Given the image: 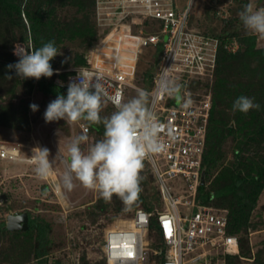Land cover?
I'll return each mask as SVG.
<instances>
[{"label":"rangeland","instance_id":"374dc122","mask_svg":"<svg viewBox=\"0 0 264 264\" xmlns=\"http://www.w3.org/2000/svg\"><path fill=\"white\" fill-rule=\"evenodd\" d=\"M23 2L24 0H21V8ZM174 2L178 7H183L189 2L188 25L193 29L211 35L219 34L226 29L227 32L234 34V41L237 36L253 37L252 42L251 39H246L250 44L242 54L223 59L217 67L215 66L217 69L214 70L211 82L213 86L211 103L215 111L211 130L214 132L216 127L223 125L224 132L226 126L233 128V132L225 134L222 138L216 160L210 167L204 183L205 188H216L229 182L231 172L236 171L239 175H253L261 185L257 190L254 184L251 187L249 185L244 187L251 198L247 203L248 210L243 223L247 235L245 237L244 233H236L242 247L239 249L238 257L231 258L228 264H264V127L256 131L264 121V36L246 30L239 17L245 4L253 3L257 8L264 7V0H214V2L174 0ZM81 4L80 9L75 3H64L55 11L56 18L62 23L60 27L76 23V27L86 31L84 34L81 31L79 34L73 32L70 37L68 30L58 33L60 40L55 42V46L60 54L50 61L56 74L77 67L72 63L74 53L83 55L88 48L89 39L93 38L91 34L93 29L98 33L99 27L89 0H83ZM1 42L3 36H0ZM17 42L15 41L10 48L14 58L11 64L19 60V57L13 54L14 44ZM226 44H230V41L224 45ZM159 48H155V56L158 55ZM238 48L239 44H236L230 46L227 51L235 52ZM150 63V51L142 50L136 62L133 81L143 88L147 87L144 84L146 81L141 80L145 69L148 67L152 69L155 65V62L152 65ZM8 76L12 79L9 80ZM29 81L30 78L21 79L17 76L15 69L5 72L4 78L0 77V91L7 86L11 88V94L4 92L0 103L14 106V108L8 106L7 112L0 115V140L20 144L23 156L28 157L18 162L0 160V194L4 193L6 196L5 201H0V221L6 212L26 211L46 228L45 240L40 246L37 243L36 231L33 229L27 232L0 231V264H75L76 258L81 264H102L103 261L98 258L97 244L101 229L114 218L126 216L131 209L124 206L116 210V205L119 207L122 204L119 197L114 195L111 201L105 202L98 191L85 188L76 179H73L74 186L71 190L65 189L62 178L68 171L67 145L70 140L78 135H86L87 143L81 144L82 150L86 151L89 144L103 138L104 132H96L89 127L87 132H82L78 124L82 122L88 126V121L84 120L71 124H67L63 119L46 123L44 120L46 107L57 97L40 94L34 86H28ZM55 81L62 82L59 78H55ZM174 81L179 83L177 79ZM188 86L192 84L189 83ZM126 92V100L136 95V91L131 89ZM241 95L253 98L254 102L260 105L259 110L252 109L246 114L234 112L233 102ZM33 103L38 105L35 112L29 107ZM112 112L104 102L101 117L109 116ZM245 131L252 133L243 136ZM36 147L49 149L50 161L58 154L51 175L45 179L38 178L34 171L32 150ZM144 169H147L145 165ZM208 205L226 209L227 215L234 207L230 195L220 200L216 198L210 200ZM147 241L150 249L158 245L152 233L148 234ZM42 249L45 250L43 254L39 256L34 254V251ZM86 256L89 257L86 259Z\"/></svg>","mask_w":264,"mask_h":264},{"label":"built area","instance_id":"2783aa9c","mask_svg":"<svg viewBox=\"0 0 264 264\" xmlns=\"http://www.w3.org/2000/svg\"><path fill=\"white\" fill-rule=\"evenodd\" d=\"M93 13L97 36L84 51V63L70 69L63 86L67 88L84 69L94 80L99 78L105 101L115 107L113 101L123 100L128 89L143 88L134 83L141 51L159 46L150 86L143 89L151 94L161 140L167 145L145 160L156 179L161 208L137 207L111 220L100 231L98 258L102 264H225V255H238L239 249L237 236L227 231L226 210L195 198L220 40L189 27V2L178 7L174 0H93ZM175 79L182 85L181 93L168 96L164 87ZM78 126L87 131L84 123ZM22 153L20 144L0 140V160L28 158ZM151 216L158 244L152 249L147 241Z\"/></svg>","mask_w":264,"mask_h":264},{"label":"clouds","instance_id":"9594fccd","mask_svg":"<svg viewBox=\"0 0 264 264\" xmlns=\"http://www.w3.org/2000/svg\"><path fill=\"white\" fill-rule=\"evenodd\" d=\"M239 17L246 30L264 36V7L257 8L253 3H247ZM13 54L19 60L15 64H9L8 69H15L16 75L21 79L39 80L41 77L53 76L50 61L60 52L55 42L49 41L39 48L16 45ZM7 78L12 79L11 76ZM181 89L179 83L170 80L164 87V93L179 96ZM135 91L136 95L126 101H113L115 111L109 116L101 117L107 94L98 77L94 80L86 70L81 69L76 78L69 82L66 96L59 94L47 105L44 112L46 123L63 119L71 124L84 120L104 127L103 138L89 144L86 151L81 148V144L88 141L86 135L75 136L68 143V171L62 178L65 189L71 190L74 186L73 179H76L85 188L98 191L105 202L111 201L115 195L126 206H130L138 199L144 161L150 155L166 150L167 145L161 140L162 127L150 104L151 94L143 88ZM29 107L33 112L38 110L35 103ZM259 108L260 105L253 98L244 95L233 102L234 112L246 114ZM32 152L36 176L40 179L47 178L53 171V163L58 154L50 161V150L46 147H36Z\"/></svg>","mask_w":264,"mask_h":264},{"label":"trees","instance_id":"16d2710c","mask_svg":"<svg viewBox=\"0 0 264 264\" xmlns=\"http://www.w3.org/2000/svg\"><path fill=\"white\" fill-rule=\"evenodd\" d=\"M88 1V0H87ZM75 3L77 5L82 6L81 3H83V0H24L23 7L21 8V0H0V36H3V42L0 43V77L4 78V73L9 71L8 65L12 63V53L10 48L12 47L13 43L15 41H18L20 43H23L25 47L28 48H39L44 43H47L49 41H58L60 40V37L58 36V33L65 32V30L69 31V37L73 34V32L81 31L82 34H84L86 31L80 30L78 27H76V23L69 25H66L64 28L60 27L62 23L58 21L56 18V9L59 6H63L64 3ZM90 8H93V0H89ZM44 8V9H43ZM82 7H80L81 9ZM43 10V11H41ZM64 24V23H63ZM67 24V23H66ZM93 26V25H92ZM93 38L91 40L89 39V44L92 43V41L95 40L97 36V32L95 29H93L92 33ZM67 35V36H68ZM211 35V34H210ZM213 36L217 37L220 40V46L217 50L216 55V67L220 64V62L224 59H228L229 57H237L238 54H242V51H245L246 46L250 44L248 42L247 37H238L235 40L239 44V48L236 49L235 52L227 51L224 47L225 42L227 41H234V34L231 32H227L226 29H223V31L219 34H212ZM252 38L250 37L252 42ZM5 41V42H4ZM159 47V46H158ZM149 46L145 49H148L150 51V59L152 65L153 62H155L154 68L148 67L145 69L143 76L141 77L142 81H146L144 84L147 85V87L150 86V80L153 75V72L156 67V61L157 56H155V48ZM144 50V49H143ZM74 64L77 66L84 63V57L82 53H74L72 58ZM51 66H54L50 62ZM65 65V64H62ZM215 67V70L217 69ZM70 70H67L66 72H62L59 74L54 73L52 77L46 78L41 77L39 80H36L34 78H30L29 87L34 86V89H36L40 94L48 97H57L59 94H64L66 96L67 94V88L63 86V80L66 79V76L69 74ZM214 75V74H213ZM55 78H59L62 80V82L55 81ZM33 79V82H32ZM8 82V80H7ZM193 84V83H192ZM207 81H202L201 85L207 86ZM146 87V88H147ZM210 91L211 96L213 92V86L210 85ZM7 92L9 95L11 94V88L7 86L3 90L0 91V102L3 98V93ZM10 97V96H9ZM127 98V93L125 94L124 101ZM106 106L109 107L112 111H115V107L110 105L107 101H104ZM9 107L14 108V106L9 105ZM8 106H5L4 104L0 103V115L7 112ZM214 107L211 103L210 108V115H208L207 124H206V132H205V141H204V148L202 152L201 157V167L204 166V177L205 179L208 177L207 174L209 172L210 167L214 165V162L217 157V151L220 145V142L222 141V138L225 134H229L233 132V128L226 126L225 132L222 128L223 125H219L220 127H216V131L211 130L212 124V117L214 115ZM264 121L257 127L256 131L263 129L264 127ZM88 127L94 131L98 132H104V127L102 124L96 125V124H90L88 122ZM252 133L246 132L243 133V136L246 134ZM238 148V146H237ZM239 151V149H237ZM237 152V151H236ZM144 165L147 167V169L142 170L141 172V182H140V193L138 196V199L130 205V212L137 208L141 207L142 209L146 211H154L155 209H160L161 199L159 196V190L158 186L156 184V179H154V176L151 172V169L149 165L144 161ZM231 180L229 182H225L222 185L213 188L208 189L205 188V183L198 184L196 188V201L200 203H208L210 200L213 199H219L223 198L227 195H230L233 200L234 207L230 209L229 214H226L227 218V231L229 233L235 234L240 232L246 237V226L244 223V219L246 218V212L248 210V204L251 200L249 195L246 193L247 191L244 190L245 186H256V190L261 186L258 184L257 180L253 175H239L236 171H232L231 174ZM124 206H126L123 202L121 205H116L117 209H122ZM129 212V213H130ZM128 213V214H129ZM155 225V217L151 216L149 221V233L151 234ZM30 229H33L36 231V239L37 243L42 246L43 241L45 240V230L43 224L40 223V221L35 217H30L28 215L27 220V228L24 231H17V232H27ZM153 235V233H152ZM154 236V235H153ZM237 236V235H236ZM155 240L157 241L156 236H154ZM238 238V236H237ZM246 240V238H245ZM242 241V239H241ZM239 243V249H241V242L240 239H238ZM156 245V244H155ZM246 247L249 249L248 245L246 244ZM246 248V249H247ZM239 249H238V255H239ZM247 249V250H248ZM43 251H34V254L39 256L40 254H43ZM236 254H226L225 255V264H228L231 258L238 257Z\"/></svg>","mask_w":264,"mask_h":264},{"label":"water","instance_id":"95a60500","mask_svg":"<svg viewBox=\"0 0 264 264\" xmlns=\"http://www.w3.org/2000/svg\"><path fill=\"white\" fill-rule=\"evenodd\" d=\"M214 2V0H212ZM204 170L205 168L202 167L200 170V182L199 184H202L205 182V177H204ZM6 200L5 194H0V201L3 202ZM27 220H28V215L26 211H15L12 213H7L4 218L3 222V228L5 227L8 229V231H24L27 228Z\"/></svg>","mask_w":264,"mask_h":264},{"label":"flooded vegetation","instance_id":"af4514ba","mask_svg":"<svg viewBox=\"0 0 264 264\" xmlns=\"http://www.w3.org/2000/svg\"><path fill=\"white\" fill-rule=\"evenodd\" d=\"M12 212H15V211H11L9 213H12ZM8 212L4 213L3 215V219L0 221V231H8V229H6L5 227L3 228V222H4V218H5V215L7 214ZM19 231V230H18ZM8 232H16V231H8Z\"/></svg>","mask_w":264,"mask_h":264}]
</instances>
